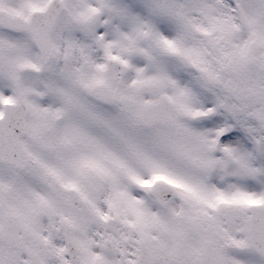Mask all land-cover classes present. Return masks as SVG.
<instances>
[{
  "label": "snow or ice",
  "instance_id": "snow-or-ice-1",
  "mask_svg": "<svg viewBox=\"0 0 264 264\" xmlns=\"http://www.w3.org/2000/svg\"><path fill=\"white\" fill-rule=\"evenodd\" d=\"M0 264H264V0H0Z\"/></svg>",
  "mask_w": 264,
  "mask_h": 264
}]
</instances>
